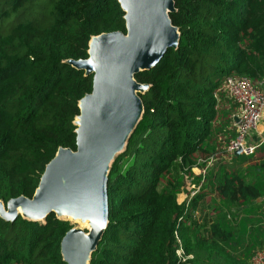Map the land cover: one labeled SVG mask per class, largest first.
<instances>
[{
    "label": "trees",
    "instance_id": "16d2710c",
    "mask_svg": "<svg viewBox=\"0 0 264 264\" xmlns=\"http://www.w3.org/2000/svg\"><path fill=\"white\" fill-rule=\"evenodd\" d=\"M173 8L168 18L179 43L134 75L148 86L138 95L143 112L110 165L107 227L88 264H179L174 233L193 256L182 264H247L251 255L237 249L244 234L229 210L264 197V143L251 157L230 158L250 160L243 169L213 164L186 210L176 197L186 181L197 185L191 170L203 167L198 160L222 157L234 137L236 106L219 89L223 79L264 81V0H173ZM122 17L116 0H0L3 204L30 199L56 150H75L77 102L90 92L91 77L66 61L86 59L93 36L123 33ZM211 193L209 203H218L205 238L188 215L200 200L198 210L205 209ZM69 229L52 214L43 223L0 219V264H64L59 241Z\"/></svg>",
    "mask_w": 264,
    "mask_h": 264
},
{
    "label": "water",
    "instance_id": "95a60500",
    "mask_svg": "<svg viewBox=\"0 0 264 264\" xmlns=\"http://www.w3.org/2000/svg\"><path fill=\"white\" fill-rule=\"evenodd\" d=\"M124 32L102 33L87 44L86 59L67 65L91 77V89L77 102L75 150L58 148L44 166L30 199L0 201V219L17 217L43 223L52 214L87 226L71 228L59 241L64 264H88L107 227V176L114 158L124 151L143 108L139 94L148 86L134 75L152 69L168 49L179 43L168 15L173 0H116ZM234 157L240 151L234 152Z\"/></svg>",
    "mask_w": 264,
    "mask_h": 264
},
{
    "label": "built area",
    "instance_id": "2783aa9c",
    "mask_svg": "<svg viewBox=\"0 0 264 264\" xmlns=\"http://www.w3.org/2000/svg\"><path fill=\"white\" fill-rule=\"evenodd\" d=\"M264 81L252 83L246 77H225L220 84V91L236 106V111L231 115V125L234 129V137L227 142L222 148V157L230 159L237 150L240 155L244 157L253 156L255 150L264 143L263 135L259 136L256 144L247 143V138L256 131L262 115L264 114ZM214 156L208 157L206 160H198L197 163L202 164L203 167L199 170L200 177L197 185L186 181V189H188V196L183 201L184 209H187L189 200L199 191L204 183V176L207 170L212 166ZM262 214V230L263 242L262 245L254 251L247 264H264V203L261 205ZM174 238L177 243V250L175 256L179 264L192 260L191 255H185L180 242L174 233Z\"/></svg>",
    "mask_w": 264,
    "mask_h": 264
},
{
    "label": "crops",
    "instance_id": "0c3cea01",
    "mask_svg": "<svg viewBox=\"0 0 264 264\" xmlns=\"http://www.w3.org/2000/svg\"><path fill=\"white\" fill-rule=\"evenodd\" d=\"M235 111H236V108L233 114L235 113ZM252 134H255L256 137L264 135V114L262 115L261 122L257 126L256 131ZM252 134L247 138V143H249V141L254 140L253 137H251ZM260 160L264 162V156L260 158ZM251 161L253 162L252 159ZM249 162L250 160L245 161L241 164L237 162L233 164L230 162V159H224V158L220 159L221 164L228 165L227 166L228 168L233 166L236 169H243L244 167L248 165ZM215 167H217V165ZM191 171L194 176H196L199 172L198 169H192ZM188 194H189L188 189H186L185 187L184 192L177 195L176 202L178 204L181 203L187 198ZM211 199H214V194L212 193L209 195L208 199L205 201L208 204V206L205 209L198 210L201 207V203H202V200H200L199 205L196 207V209H194V211H192L188 215L190 217V220H193V222L196 223L197 227L199 226L201 228V231L199 230V232L205 238L209 237V227L210 225H212L213 220L215 218V212H214V209L216 207L215 204L217 205L218 203L216 200L215 202L211 201L209 203ZM263 201H264V197L256 200L254 203L248 206H244L239 209L229 210V214L231 216L230 220L234 222L235 219H238V230H240L244 234V237H243L244 239L242 241L243 243L240 246H238L237 249L243 250L244 248H246L248 256L257 250L258 244H260L262 241V237H263L262 216L259 213V206L261 202ZM231 254L232 256H234V258L236 257L243 258L244 256H246V255H241V253L239 252L238 253L231 252Z\"/></svg>",
    "mask_w": 264,
    "mask_h": 264
},
{
    "label": "rangeland",
    "instance_id": "374dc122",
    "mask_svg": "<svg viewBox=\"0 0 264 264\" xmlns=\"http://www.w3.org/2000/svg\"><path fill=\"white\" fill-rule=\"evenodd\" d=\"M262 90H264V86L261 88ZM261 122V121H260ZM260 124V123H259ZM251 137H253V139L254 140H252V141H249V143H253V142H255L254 144H256L257 142H258V138L259 137H256L255 136V134H252V136ZM263 137H264V135H263ZM220 159H221V157H219V156H216V157H214L213 158V161H212V166H213V164L216 166V165H219L220 164ZM211 166V167H212ZM214 166V167H215ZM213 167V168H214ZM183 202V201H182ZM182 202H181V204H182ZM63 221H65V222H67V224H68V226L70 227V229L71 228H77V229H81V230H83L84 232L87 230V226L86 225H84V224H82V223H79V222H76V221H71L70 219H66V220H63ZM193 259V258H192Z\"/></svg>",
    "mask_w": 264,
    "mask_h": 264
}]
</instances>
